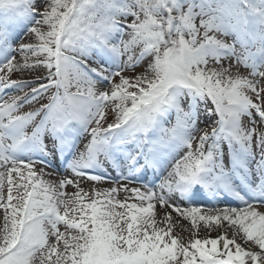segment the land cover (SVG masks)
<instances>
[{
    "label": "snow or ice",
    "instance_id": "snow-or-ice-1",
    "mask_svg": "<svg viewBox=\"0 0 264 264\" xmlns=\"http://www.w3.org/2000/svg\"><path fill=\"white\" fill-rule=\"evenodd\" d=\"M29 70L45 74L11 78ZM8 89L19 94L0 95V264H264V130L244 122H264V0H0ZM58 157L71 175L43 179L36 164ZM106 165L156 180L80 187L109 179ZM204 193L240 206L182 203ZM172 212L191 222L187 240Z\"/></svg>",
    "mask_w": 264,
    "mask_h": 264
},
{
    "label": "rangeland",
    "instance_id": "rangeland-1",
    "mask_svg": "<svg viewBox=\"0 0 264 264\" xmlns=\"http://www.w3.org/2000/svg\"><path fill=\"white\" fill-rule=\"evenodd\" d=\"M223 63H224L225 67H228L230 61L229 60H225ZM140 70L141 69L138 66L137 69H136V72L138 73ZM233 71H236L235 67H233ZM239 71L246 74V72L248 70L245 69L243 67V65H241L239 67ZM44 74L45 73L42 70H29V71H25L23 73L14 72L12 74L11 78L12 79H20V80H35L38 77L43 76ZM131 74L132 73H129V75H131ZM32 87H36V85L33 84ZM24 91L27 92L28 89L25 88ZM15 94H19L16 89H8V90H6L4 93H2L0 95H3L4 98L6 99L9 96L15 95ZM47 98H48V94H43V98L40 99L38 103H33L31 105L25 104L23 106V108L21 109V111H28L31 108L38 107L40 103H46L47 102ZM107 119L109 121H111V119H112V114L111 113L108 114ZM212 119H215V117H212V118H210V119H208L206 121L205 117L201 116L200 127H204L205 122L210 123ZM244 122L249 127L255 126L257 128L258 132L260 130H264V122L260 121L258 117H256L254 125L249 123L247 117L244 118ZM55 164L59 165V162L58 163L55 162ZM36 168H37V170H39L40 168H44V171H45L46 175H44L43 179L49 180V181H53V182H56V183H58L60 181V179L69 177L71 175L70 171L66 170V168L63 171H61L60 169H58V171H56L55 169L51 168L50 166L45 167V165L39 164V163L36 164ZM114 172H115V170H113L112 174ZM25 174H26V172H25ZM125 174H127L126 171H125ZM149 175H150V172L147 173V176H145L143 174L142 176H140L139 179H132V180H124V179L119 178V176H118L119 180H117V177H115L116 179H109V180H105L103 182H93V181L89 180L86 177L85 178L76 177V179L79 182L81 188H83L86 192H91L93 189L104 190V189H109V188H112V187L119 188V186L121 184H127L129 188L141 187L142 184H147V183L150 182L149 180H150L151 177H149ZM18 179L19 178H17V180ZM154 180H156V178ZM63 191L65 193H67L68 195H71L73 192L76 191V188L73 185H69V186H66L63 189ZM21 192H23V189H21ZM5 195H6V187H5ZM14 195H15V190H14ZM131 195H132L131 193L124 192L123 190H121V191H119L117 193V198L123 200V199H125V197H131ZM129 202H136V201L130 199ZM210 208L214 209L215 207L214 206L213 207L211 206L209 208L205 207V208H202V211L206 212ZM262 210H264V209H262ZM156 212H157V219L160 220L162 218V216H163L164 210L161 209L159 206H157ZM173 214H175V216H173ZM0 218H2V210H0ZM171 223L173 224V232L175 234H178V235L184 237L186 240L190 237L191 230H192V225H191V222L189 220H187L185 218H182L178 214L172 212ZM200 224H201V227L199 229V235L201 237H203V236L207 235L208 233H206V231H205V229L203 227V222H200ZM59 227L61 228L62 231L64 230L62 226H59ZM227 228H229V225L227 224V222H223L222 221V227L215 228V230H212L210 232V235L212 237H216L217 235L220 234L221 231H223L224 229H227ZM229 234H231V231H229ZM238 242H241L242 244L244 243V241H242V240H238Z\"/></svg>",
    "mask_w": 264,
    "mask_h": 264
},
{
    "label": "bare ground",
    "instance_id": "bare-ground-1",
    "mask_svg": "<svg viewBox=\"0 0 264 264\" xmlns=\"http://www.w3.org/2000/svg\"><path fill=\"white\" fill-rule=\"evenodd\" d=\"M224 195H227V194H224ZM220 196L218 200L215 201V203H222V204H230L231 206L235 207L232 203H231V200L230 198H228L227 196ZM185 206H189L187 205L186 203L182 202ZM175 213V212H173ZM173 216H175V214H173ZM229 236H231V234H229Z\"/></svg>",
    "mask_w": 264,
    "mask_h": 264
}]
</instances>
